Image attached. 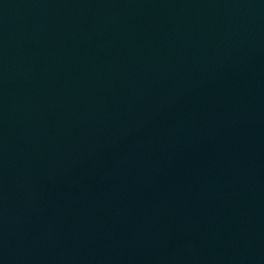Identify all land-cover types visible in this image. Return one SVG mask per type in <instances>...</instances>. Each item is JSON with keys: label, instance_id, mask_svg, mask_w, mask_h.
<instances>
[{"label": "water", "instance_id": "obj_1", "mask_svg": "<svg viewBox=\"0 0 264 264\" xmlns=\"http://www.w3.org/2000/svg\"><path fill=\"white\" fill-rule=\"evenodd\" d=\"M0 264H264V0H0Z\"/></svg>", "mask_w": 264, "mask_h": 264}]
</instances>
